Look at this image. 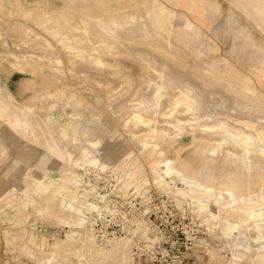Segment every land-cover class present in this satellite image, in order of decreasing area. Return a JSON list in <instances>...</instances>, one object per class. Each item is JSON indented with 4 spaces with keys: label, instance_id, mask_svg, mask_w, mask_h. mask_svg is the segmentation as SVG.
<instances>
[{
    "label": "rangeland",
    "instance_id": "obj_1",
    "mask_svg": "<svg viewBox=\"0 0 264 264\" xmlns=\"http://www.w3.org/2000/svg\"><path fill=\"white\" fill-rule=\"evenodd\" d=\"M262 3L0 0V264H136L130 236L98 243L88 216L72 225L59 207L74 186L102 206L99 226L168 241L176 264H264V231L255 230L264 222L244 213L264 217V159L198 128L225 122L260 140ZM128 16L118 40L91 25ZM179 89L195 98L194 113L174 101ZM168 160L213 182L212 197L177 196L187 187L164 174ZM227 180L237 200L224 194L222 204L232 203L224 209L213 201ZM91 188L100 196L89 197ZM227 221L241 230L229 232Z\"/></svg>",
    "mask_w": 264,
    "mask_h": 264
},
{
    "label": "bare ground",
    "instance_id": "obj_2",
    "mask_svg": "<svg viewBox=\"0 0 264 264\" xmlns=\"http://www.w3.org/2000/svg\"><path fill=\"white\" fill-rule=\"evenodd\" d=\"M129 16H128V18H126L125 22L116 21V20H113L112 18L107 20V21L99 19V18L93 19V20H91V25H93L92 27L95 28L96 30H99L100 32L106 34L107 36H110L111 38H116L118 40L119 38L117 37L118 35L116 34L117 30L119 32V30L123 29L127 25V23H129L130 21H133V19H134L133 17H129ZM134 25H135V23H134ZM183 28L186 31H191L193 29L192 24L189 21L187 23H184ZM148 40H150V39H148ZM147 44H148V42H147ZM150 45H152V44H150ZM160 48H162V47H160ZM164 51H165V49H164ZM206 71L208 72V70H206ZM219 80H223V79L219 78ZM169 86H168V88H169ZM161 88H162V90H164L165 87L163 84H161ZM242 93H245L247 96H249L252 99L255 97L254 95H252V94H250L244 90H242ZM260 98H263V97H260ZM174 101H176L179 104V106H181L184 110H186V112L188 114L194 113L195 108H197V106H198L195 98L191 96L190 91L188 89H185V90L179 89L178 94L175 97ZM19 123H23V122L22 121L19 122L18 120L16 122H13V124L15 126ZM198 128L200 130H202V132L203 131L204 132L209 131V132H212L215 136L219 137V141H220V142H218L219 146H221L223 144H228L233 149H236L243 154H255L258 157L264 159V144H261V142H260V140H262L264 143V132L263 131H261V133H260L261 138H260V140H258L257 137H254V135H251L249 132L247 133L241 129L233 128V127L227 125L225 122H219V123H216L214 125H208V124L207 125H199ZM30 130H31V126H28L27 132H30ZM154 133H157V132L154 131ZM143 143H146L147 145H152V144L156 145L155 148L158 146L157 143L155 142L154 138H147L144 140ZM91 145H93L94 147H97V143H92ZM215 153H216L215 151H212L211 155H215ZM233 155H234V157H236L235 154H233ZM240 158H241V156L239 157V160H240ZM152 164H154V162ZM157 165L160 166L159 163H157L156 166ZM161 167H162L161 169L163 170L164 174H166L168 177H170V178L180 177L181 178L180 180L185 183L187 188L182 189L184 191L178 190L177 196L178 195H180V196L188 195L191 198V200H197L198 199L197 194H200L203 197L208 196L210 198V197H212L213 193L215 192V189L213 188L214 185L212 184L213 182H211L207 178L203 177L201 174L198 175L196 178L190 179L189 177L186 176V174H184L182 172L181 169L176 168V163L173 160H168L166 162H163V165H161ZM79 181H80V178L76 174L73 173V176L70 177V183L78 186ZM74 187L73 188L70 187L72 191L70 190L71 192H69V194H67L66 199H62L60 201L61 207H59V208L62 209V212L69 215V219H70L72 225H76V227H78L80 229L81 227H83L84 219L87 218L86 216H88L95 207L91 206L90 204H87L89 202L85 203L86 201L85 202L82 201L83 198H87L86 197L87 195L85 193H81V192L77 193V191L74 189ZM223 188H225V190L218 193V195L216 196V198L217 197L218 198L214 199L213 205H216L217 207H223L224 209L231 208L232 203H235V201L237 200L236 185L234 183H232L231 181L227 180L225 182V184L223 185ZM224 194L227 196L226 199L232 200V203H226V205L222 204ZM62 196H64V195H62ZM58 197H59V194L51 195L48 198H46L47 199L46 201L53 202ZM260 199H261V204L264 205V196L261 197ZM252 203L255 206L260 205L258 203V201L257 202L253 201ZM263 205H260V206H263ZM244 213H245V216L247 217V219H249V220H252V219L256 220V221L261 220L262 222H264L263 214L257 213L256 209L253 207H250V208L244 210ZM226 223H227L229 232H230V230H234V229L241 230L242 226L240 224L239 225H235V224L233 225V224L228 223V221ZM255 230H256L257 235L261 234V232L264 231V226H258V227H256ZM91 249H92V247H91ZM97 255L100 256V254H97ZM240 256H241V254H239V252H238V256H234V260L239 261ZM258 258H260L262 261L264 260V247L259 249Z\"/></svg>",
    "mask_w": 264,
    "mask_h": 264
},
{
    "label": "built area",
    "instance_id": "obj_3",
    "mask_svg": "<svg viewBox=\"0 0 264 264\" xmlns=\"http://www.w3.org/2000/svg\"><path fill=\"white\" fill-rule=\"evenodd\" d=\"M93 191L94 189L91 188L90 191L91 194L89 193V197L100 196L93 194L92 193ZM102 197L103 196H101V198ZM91 203H93L94 206H96L97 210L93 211L91 214L88 215V218L90 220L89 227L93 234L94 240H96L98 243H105L111 238L130 236L133 243L131 255L134 256L136 260V264H176L177 263V259L174 258V256L170 253V247L168 245V241L165 240L162 241L160 238H157L155 236L154 237L155 240L143 242L141 241V239L137 237V233L130 235L128 231L131 230L132 227L131 229H127V230L118 227L112 228L111 224L105 222L104 219L101 220V223H103L104 225L99 226L97 224V219L102 215L101 213L102 211L100 210L102 206L98 205L95 202H91Z\"/></svg>",
    "mask_w": 264,
    "mask_h": 264
},
{
    "label": "crops",
    "instance_id": "obj_4",
    "mask_svg": "<svg viewBox=\"0 0 264 264\" xmlns=\"http://www.w3.org/2000/svg\"><path fill=\"white\" fill-rule=\"evenodd\" d=\"M259 5H263V0H255ZM260 13H264V11H259Z\"/></svg>",
    "mask_w": 264,
    "mask_h": 264
}]
</instances>
